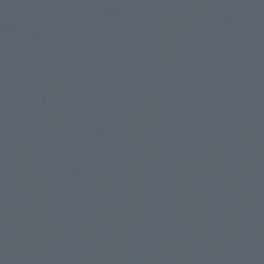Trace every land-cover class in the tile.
I'll return each instance as SVG.
<instances>
[{
	"label": "water",
	"instance_id": "obj_1",
	"mask_svg": "<svg viewBox=\"0 0 264 264\" xmlns=\"http://www.w3.org/2000/svg\"><path fill=\"white\" fill-rule=\"evenodd\" d=\"M0 264H264V0H0Z\"/></svg>",
	"mask_w": 264,
	"mask_h": 264
}]
</instances>
